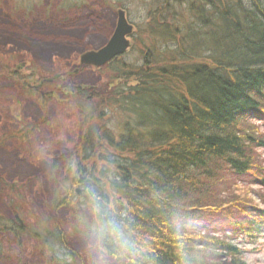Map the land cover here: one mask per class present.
I'll return each mask as SVG.
<instances>
[{
	"label": "trees",
	"instance_id": "1",
	"mask_svg": "<svg viewBox=\"0 0 264 264\" xmlns=\"http://www.w3.org/2000/svg\"><path fill=\"white\" fill-rule=\"evenodd\" d=\"M141 2L150 46L139 63H109L108 79L116 84L100 94L72 91L86 101L97 94L94 104H78L84 130L64 160L69 184L81 188L76 206L90 211L86 229L104 258L246 264L234 238L264 237L263 208L253 206L228 238L188 219L227 207L246 175L264 186L253 154L264 148L255 124L264 121V0ZM49 226L25 223L15 212L5 229L42 242L50 262L68 264L74 253Z\"/></svg>",
	"mask_w": 264,
	"mask_h": 264
},
{
	"label": "rangeland",
	"instance_id": "2",
	"mask_svg": "<svg viewBox=\"0 0 264 264\" xmlns=\"http://www.w3.org/2000/svg\"><path fill=\"white\" fill-rule=\"evenodd\" d=\"M142 4L141 0H0V264H57V260L50 262L48 249L38 241L5 229L15 212L22 214L25 223L32 219L58 229L65 247L76 255L74 264H123L98 252L85 226L91 213L76 206L81 188L69 184L64 160L71 157L84 130L78 104H94L97 95L91 92L86 101L73 89L100 94L116 84H108L109 70L79 64V55L106 42L116 11L123 6L133 31L131 46L119 63L136 64L141 50L150 46L144 34L148 12ZM256 123L264 132V121ZM253 154L256 168L264 172V148L254 149ZM245 179V184L235 183L244 186L242 191H231L227 207L205 209L188 220L228 238L236 222L247 221L246 213L253 206L264 209V186L250 183L247 175ZM62 193L66 205L53 209ZM234 242L246 264H264L263 236H240Z\"/></svg>",
	"mask_w": 264,
	"mask_h": 264
},
{
	"label": "water",
	"instance_id": "3",
	"mask_svg": "<svg viewBox=\"0 0 264 264\" xmlns=\"http://www.w3.org/2000/svg\"><path fill=\"white\" fill-rule=\"evenodd\" d=\"M116 15L115 26L108 40L100 47L80 54V64L91 66L103 65L112 57L124 53L129 47L130 42L128 37L132 34L133 24L128 21L123 9H118ZM76 191L77 193L79 192L78 190Z\"/></svg>",
	"mask_w": 264,
	"mask_h": 264
},
{
	"label": "bare ground",
	"instance_id": "4",
	"mask_svg": "<svg viewBox=\"0 0 264 264\" xmlns=\"http://www.w3.org/2000/svg\"><path fill=\"white\" fill-rule=\"evenodd\" d=\"M119 9H121V8H119ZM117 10H118V9H117ZM123 10H124V9H123ZM125 15H126V14H125ZM116 18H117V15H116ZM128 39H129V42H130L131 35L128 37ZM130 44H131V43H130ZM130 44H129V47L131 46ZM129 47L126 49V51L129 49ZM126 51H125V52H126ZM125 52H124V53H125ZM124 53L119 54V55H117L116 57H112L109 61H106V63H104L103 65H100V66H91V67H92V68H95V69H104V68H105L106 66H108V64L111 63L112 61H114L115 63H118L119 65H121V64L119 63V62H121L119 58L122 57ZM78 60H79V59H78ZM139 61H140V60H138V61H136V62L139 63ZM122 65H123V64H122ZM123 71H124V70H123ZM122 73H123V72H122ZM108 84H110V82H109ZM262 148H263V147H262ZM63 198H64V196H63V193H62V195L58 198V202H59V204H61V206L66 205V204H65V201H64ZM24 220H25V219H24ZM34 221H35V220H32V219L29 220L30 223H34ZM85 226H86V225H85ZM41 243H42V242H41ZM41 243L39 242L40 245H41ZM74 255H75V253H74ZM47 256H48V255H47ZM48 257H49V256H48ZM75 258H76V255H75L74 257L68 259V260H67V263H68V264H74V259H75Z\"/></svg>",
	"mask_w": 264,
	"mask_h": 264
},
{
	"label": "flooded vegetation",
	"instance_id": "5",
	"mask_svg": "<svg viewBox=\"0 0 264 264\" xmlns=\"http://www.w3.org/2000/svg\"><path fill=\"white\" fill-rule=\"evenodd\" d=\"M129 22H130V21H129ZM107 40H108V39H107ZM107 40H106V41H107Z\"/></svg>",
	"mask_w": 264,
	"mask_h": 264
}]
</instances>
